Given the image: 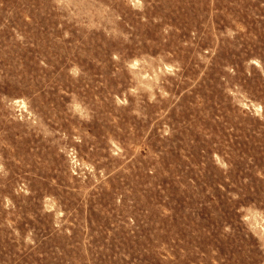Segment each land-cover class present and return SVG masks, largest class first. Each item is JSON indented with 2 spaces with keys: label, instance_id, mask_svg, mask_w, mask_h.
<instances>
[{
  "label": "rangeland",
  "instance_id": "374dc122",
  "mask_svg": "<svg viewBox=\"0 0 264 264\" xmlns=\"http://www.w3.org/2000/svg\"><path fill=\"white\" fill-rule=\"evenodd\" d=\"M0 264H264V0H0Z\"/></svg>",
  "mask_w": 264,
  "mask_h": 264
}]
</instances>
